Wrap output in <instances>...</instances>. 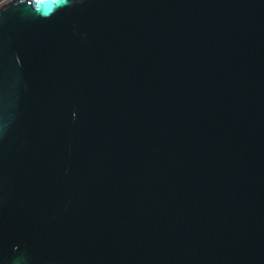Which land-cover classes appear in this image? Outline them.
Listing matches in <instances>:
<instances>
[{
    "label": "water",
    "instance_id": "obj_1",
    "mask_svg": "<svg viewBox=\"0 0 264 264\" xmlns=\"http://www.w3.org/2000/svg\"><path fill=\"white\" fill-rule=\"evenodd\" d=\"M0 264H264V0L1 2Z\"/></svg>",
    "mask_w": 264,
    "mask_h": 264
},
{
    "label": "trees",
    "instance_id": "obj_2",
    "mask_svg": "<svg viewBox=\"0 0 264 264\" xmlns=\"http://www.w3.org/2000/svg\"><path fill=\"white\" fill-rule=\"evenodd\" d=\"M3 1H5V0H0V3L3 2Z\"/></svg>",
    "mask_w": 264,
    "mask_h": 264
}]
</instances>
